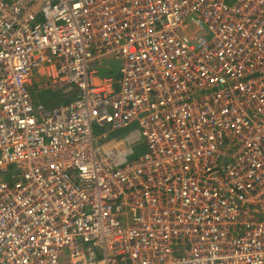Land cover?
Wrapping results in <instances>:
<instances>
[{
  "label": "built area",
  "instance_id": "built-area-1",
  "mask_svg": "<svg viewBox=\"0 0 264 264\" xmlns=\"http://www.w3.org/2000/svg\"><path fill=\"white\" fill-rule=\"evenodd\" d=\"M0 264H264V0H0Z\"/></svg>",
  "mask_w": 264,
  "mask_h": 264
},
{
  "label": "rangeland",
  "instance_id": "rangeland-1",
  "mask_svg": "<svg viewBox=\"0 0 264 264\" xmlns=\"http://www.w3.org/2000/svg\"><path fill=\"white\" fill-rule=\"evenodd\" d=\"M97 68L101 73L110 72L115 69L117 70L118 62L109 58H103L98 61ZM38 96L44 108H51L59 102H63V100L59 98L58 93L49 90L43 91L42 93H35L34 98L37 101L39 99L37 98ZM127 131L128 129L121 131L118 135L116 134V136H124ZM140 153L141 152L138 151L135 152V155L133 157H130L129 160L136 158Z\"/></svg>",
  "mask_w": 264,
  "mask_h": 264
},
{
  "label": "crops",
  "instance_id": "crops-1",
  "mask_svg": "<svg viewBox=\"0 0 264 264\" xmlns=\"http://www.w3.org/2000/svg\"><path fill=\"white\" fill-rule=\"evenodd\" d=\"M106 73V72H105ZM43 91H46V90H42V91H40V92H37V93H42ZM53 92H55V91H53ZM56 93H58V92H56ZM58 95H59V93H58ZM37 98H39V96L37 97ZM59 98L61 99V97H60V95H59ZM40 100V98L38 99V101ZM62 100V99H61ZM61 103V102H60Z\"/></svg>",
  "mask_w": 264,
  "mask_h": 264
},
{
  "label": "trees",
  "instance_id": "trees-1",
  "mask_svg": "<svg viewBox=\"0 0 264 264\" xmlns=\"http://www.w3.org/2000/svg\"><path fill=\"white\" fill-rule=\"evenodd\" d=\"M59 103H60V102H59ZM59 103H58V104H59ZM56 105H57V104H56ZM54 106H55V105H54ZM47 109H49V108H47Z\"/></svg>",
  "mask_w": 264,
  "mask_h": 264
}]
</instances>
